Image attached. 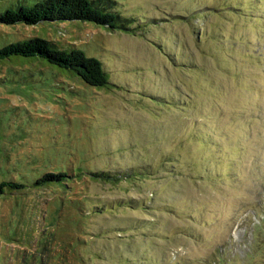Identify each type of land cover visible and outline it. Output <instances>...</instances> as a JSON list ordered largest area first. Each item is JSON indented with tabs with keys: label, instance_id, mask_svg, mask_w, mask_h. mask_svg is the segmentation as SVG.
Wrapping results in <instances>:
<instances>
[{
	"label": "rangeland",
	"instance_id": "1",
	"mask_svg": "<svg viewBox=\"0 0 264 264\" xmlns=\"http://www.w3.org/2000/svg\"><path fill=\"white\" fill-rule=\"evenodd\" d=\"M113 1L133 32L0 22L108 80L0 59V264H264V0Z\"/></svg>",
	"mask_w": 264,
	"mask_h": 264
},
{
	"label": "trees",
	"instance_id": "2",
	"mask_svg": "<svg viewBox=\"0 0 264 264\" xmlns=\"http://www.w3.org/2000/svg\"><path fill=\"white\" fill-rule=\"evenodd\" d=\"M114 2L113 0H37L30 6L20 5L17 8L6 9L0 14V22L6 24L24 22L27 25H34L45 20H84L111 29L133 32L134 28L129 25L133 20L114 11ZM12 56L41 58L50 65L76 74L91 86L103 87L108 84L106 73L97 58L87 56L79 49L53 47L50 41L40 37H31L0 48V59H8ZM62 175L46 173L37 180V183L59 180ZM23 186L24 184L19 182L4 180L0 182V193Z\"/></svg>",
	"mask_w": 264,
	"mask_h": 264
}]
</instances>
